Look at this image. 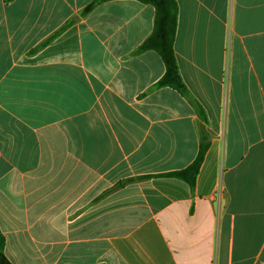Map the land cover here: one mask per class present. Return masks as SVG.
Instances as JSON below:
<instances>
[{
    "label": "crops",
    "instance_id": "obj_1",
    "mask_svg": "<svg viewBox=\"0 0 264 264\" xmlns=\"http://www.w3.org/2000/svg\"><path fill=\"white\" fill-rule=\"evenodd\" d=\"M0 0V230L12 264H264V0ZM198 106L205 114L202 119ZM208 150L192 188L166 174ZM132 179V181H130Z\"/></svg>",
    "mask_w": 264,
    "mask_h": 264
},
{
    "label": "trees",
    "instance_id": "obj_2",
    "mask_svg": "<svg viewBox=\"0 0 264 264\" xmlns=\"http://www.w3.org/2000/svg\"><path fill=\"white\" fill-rule=\"evenodd\" d=\"M110 0H94L82 12L83 15L88 14L96 5ZM145 4L154 6L155 27L152 34L139 46L137 52H144L147 50H155L162 57L165 64V74L158 81L157 87H171L176 88L181 94L187 95V88L183 84L179 73L178 63L174 51V41L177 26V12L178 6L176 0H138ZM199 113L203 120L205 114L198 106ZM203 127L200 131V146L198 155L195 160L186 168L166 174L169 177H176L184 180L192 188L195 186L196 178L200 171V167L204 161V157L209 147L207 142V134L204 133ZM132 181V179H130ZM5 237L0 230V264H12L5 255Z\"/></svg>",
    "mask_w": 264,
    "mask_h": 264
}]
</instances>
